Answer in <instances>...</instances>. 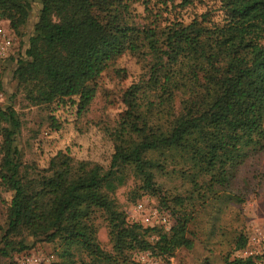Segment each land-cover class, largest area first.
<instances>
[{"label": "trees", "instance_id": "1", "mask_svg": "<svg viewBox=\"0 0 264 264\" xmlns=\"http://www.w3.org/2000/svg\"><path fill=\"white\" fill-rule=\"evenodd\" d=\"M137 1L144 7L143 25L135 21ZM33 2L0 0V21L22 35ZM38 2L33 34L14 71L28 102L75 107L81 114L119 57L149 54L153 62L148 79L132 83L124 94L127 109L113 134L107 168L75 162L66 153L51 158L46 169L24 162L17 145L19 114L0 107V190L11 194L0 264L30 249V239L60 243L62 259L52 264H75V252L129 264L135 252L172 258L180 249L192 250L193 215L182 210L185 199L175 197L171 208L162 198V209L176 219L165 230L129 223L113 196L129 170L144 190L159 194L155 173L169 164L206 177L198 189L238 201H244L242 176L247 187L264 180V0ZM179 95L182 107L175 113ZM98 215L107 221L111 251L98 241ZM229 264L256 263L249 257Z\"/></svg>", "mask_w": 264, "mask_h": 264}, {"label": "rangeland", "instance_id": "2", "mask_svg": "<svg viewBox=\"0 0 264 264\" xmlns=\"http://www.w3.org/2000/svg\"><path fill=\"white\" fill-rule=\"evenodd\" d=\"M32 6L30 19L22 35H17L9 27V21H0V25L8 30L13 39L9 56L0 59V107L11 106L19 114L22 126L17 136V145L22 160L46 169L51 158L58 153H66L75 162L107 168L115 151L113 134L121 115L127 109L124 94L132 83L148 79L152 57L149 54L139 56L130 52L119 57L103 74L92 104L81 114L75 107L34 105L26 100L14 77L16 60L25 52L39 15L38 0H34ZM133 7L138 15L135 21L143 25V5L137 1ZM181 107L179 95L173 104L174 112H179ZM165 116L161 125H166V119L170 117L168 114ZM260 171L264 173V158ZM192 175L190 170L182 172L181 166L169 164L165 172L155 173L159 194H154L152 190H144L141 179L134 171L127 172L125 183L113 196L119 210L126 213L127 221L150 227L143 223L142 213H138L136 208L142 202L147 211L157 209L159 213L167 214L168 224L161 227L170 230L176 219L171 215V210L162 209L161 201L165 197L168 207L173 208V199L181 197L185 199L182 210L193 215L189 236L195 241L192 250L180 249L172 258L150 252H135L129 264H229L249 257L254 258L256 264H264V180H251V185L247 187L242 176L240 186L244 189V201H238L218 190L207 191L205 187L198 189L207 181L206 177ZM0 194L1 234L11 194L3 190H0ZM177 210L180 211L179 208ZM96 226L101 247L111 251L109 228L101 215L97 216ZM157 238L156 233L150 239ZM243 239L246 240L245 246L242 244ZM32 242L34 244L30 249L2 258L1 264H52L61 261L60 243L30 239ZM75 259V264H108L80 252H75Z\"/></svg>", "mask_w": 264, "mask_h": 264}, {"label": "built area", "instance_id": "3", "mask_svg": "<svg viewBox=\"0 0 264 264\" xmlns=\"http://www.w3.org/2000/svg\"><path fill=\"white\" fill-rule=\"evenodd\" d=\"M13 47V39L8 33V30L0 25V59L7 58ZM138 213H142V221L150 227H161L168 224L169 216L164 213H159L157 209L147 211V207L142 202L137 204Z\"/></svg>", "mask_w": 264, "mask_h": 264}]
</instances>
